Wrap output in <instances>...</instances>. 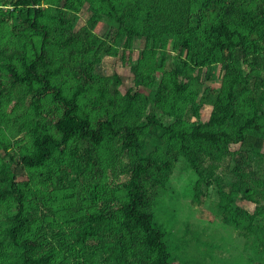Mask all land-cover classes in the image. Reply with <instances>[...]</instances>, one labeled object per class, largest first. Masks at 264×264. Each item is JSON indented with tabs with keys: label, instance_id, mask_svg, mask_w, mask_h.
<instances>
[{
	"label": "trees",
	"instance_id": "16d2710c",
	"mask_svg": "<svg viewBox=\"0 0 264 264\" xmlns=\"http://www.w3.org/2000/svg\"><path fill=\"white\" fill-rule=\"evenodd\" d=\"M61 1L0 0V128L23 132L21 139L0 140V248H10L0 250V264H206L205 257L219 264L213 233L207 241L191 234L197 262L177 251L170 225L154 215L150 187L195 205L214 188L212 213L228 233L247 231L250 241L240 249L264 264V0H63L60 7ZM85 3L90 15L73 32ZM101 21L113 24L120 52L94 33ZM137 37H145L146 47L129 66L134 88L122 93L120 75L105 84L96 64L102 52L126 62ZM169 39L176 61L164 63ZM161 48L154 65L150 59ZM218 63L214 89L205 83ZM6 78L24 87L27 106L6 88ZM45 98L60 103L50 125L44 115L38 119ZM204 105L207 120L191 121ZM88 109L102 116L94 120ZM224 157L233 175L227 188L214 171ZM23 168L28 178L19 181ZM59 216L67 218L65 230Z\"/></svg>",
	"mask_w": 264,
	"mask_h": 264
},
{
	"label": "rangeland",
	"instance_id": "374dc122",
	"mask_svg": "<svg viewBox=\"0 0 264 264\" xmlns=\"http://www.w3.org/2000/svg\"><path fill=\"white\" fill-rule=\"evenodd\" d=\"M147 3H151V0H147ZM44 6H48V4L43 3ZM63 0L59 3L60 7H63ZM68 6L65 8L66 10H69L72 5L73 2L69 1V3L67 4ZM88 4L85 3L82 8L77 12V20L75 19L73 22V32H76L77 30H79L82 26H84L86 20L88 19L89 15H90V11L87 8ZM110 22V21H109ZM109 22L106 23V21H101L99 22L95 28L93 29L94 33L106 38L105 41L107 43L110 44H114L116 46H118V51L120 52L121 50V46H123V41L122 40H117L115 39V32L116 29L114 28L113 24H108ZM111 23V22H110ZM22 25L16 21L14 27L15 29H18L19 27H21ZM145 37H137L134 38L131 42V46H130V50L132 51L129 54L128 59L126 58V62H122L119 60V54H111V53H106V52H102L100 54V59L98 61V63L96 64V68L95 71L99 74L102 75L104 78V83L106 84H110L111 80V75L112 73L117 72L121 79H122V84L118 87L121 92H125L128 88H134V83H132V69L129 67L132 64H136L137 63V57L140 56V50L143 47H146V41L144 39ZM160 41H158L159 43ZM174 42V39H169V41L166 43V48L165 51L168 52V56L166 58L165 61H163L164 63H169V62H174L176 61L174 59V55L176 54L175 49L173 48L172 44ZM160 48V46H158ZM164 53V49L161 48L160 50L155 52V56L154 58L152 57L150 59V61L154 60V65L158 64L156 61L159 60V58L162 56L161 53ZM125 55H128V51H125ZM161 55V56H160ZM156 57V59H155ZM163 57V56H162ZM130 59V61H129ZM149 64V61H148ZM169 67V66H168ZM168 67H162L163 69H161L162 71H166L169 70L170 73H173V70H171ZM213 71V77L214 79H212L211 81L205 83L206 86L214 88V89H218L220 86V77H221V66L220 64H216ZM160 69V68H159ZM162 71H157L156 72V76L159 78L160 74H161V78L162 79L164 76L162 74ZM4 81V85H6V88H12L13 89V95H17L25 104V106L28 105V100L30 99V95L27 94L24 90V87L21 85H16L12 86L9 83V80L6 78L3 80ZM65 86L69 87L70 89H72L71 85L69 82H67L65 84ZM138 91L143 94H149V88H139ZM13 99L10 100L9 105L13 104ZM81 102L83 103H88L89 100L86 97H81ZM55 107L54 108V112H53V116L50 114L49 109L51 107ZM147 109L150 107L148 105H146ZM10 108V107H8ZM60 109V103L59 102H52L49 99H44L42 102V107L40 109V114L38 116V119L42 120L44 115V121H46L49 125L52 124L51 120L53 118H55L59 112ZM88 111L91 114V117L96 120L98 118H100L102 115H95V111L93 109H88ZM147 111V110H145ZM157 112H159V109L156 110ZM209 111H210V106L209 105H204L200 108V110L198 111V116L191 114V121H205L208 118L209 115ZM181 124V123H180ZM184 124V123H183ZM182 124V125H183ZM185 124L187 123V120L185 119ZM189 127V126H188ZM23 135V132L20 131L18 132L17 130H15L14 128H9L8 130L6 128H0V140L5 138V137H9L12 138V140L14 139H21ZM15 138H14V137ZM21 143V142H20ZM24 143V142H22ZM231 149H236L238 147L237 144H232ZM155 148V146H153L149 151L152 152L153 149ZM194 148H196L194 146ZM262 150L264 151V145ZM15 156H17V154L15 153ZM199 159L204 161L206 159L205 155H199ZM214 171L216 173H218V175L220 177H222V179L220 180L219 185L223 188H227L228 184L230 182L233 181V175L229 172V166H231V161L230 159L227 158H222V160L215 162L214 161ZM213 166V165H212ZM187 169L184 166V171L190 175L189 170L187 172ZM115 176H117L118 171H119V167L117 165V167L115 168ZM183 170L179 171L176 170L174 173L178 174L179 176H183L182 174ZM184 173V172H183ZM108 174V172H107ZM247 174L249 176L250 172L247 171ZM122 178L125 177V175L121 174L120 175ZM27 177V171L23 169L20 170L19 172V176H18V180L19 181H24L26 180ZM107 182V180H105ZM186 182H189L186 178H185ZM45 184V183H44ZM46 184H48V186L50 185V182H46ZM178 185H180L179 183H177ZM39 187H43L42 184H37ZM178 185L173 184L170 185L172 188H175L176 190H180V187ZM147 189H149V186H146ZM151 193V195L153 196L154 202L152 204L153 206V210H154V215L156 217L159 218V221L163 222V225H170L169 229L172 231V236L170 238V241L172 243H176L178 246L177 251H180L181 253H185L187 258H195L196 262L199 260V258H201V256L198 254L197 251H195V239L192 238L193 236H191V234L193 232H197L201 238V240H209V235L210 234H214L215 236H217V240H216V244L217 248H215L213 255L217 257V261L219 262V264H222L223 261L227 260L229 262L232 261V259H234V261H237L238 264H256V261H249V253L248 250H244V249H240L242 247V242H246V239H248V242L250 241V237L251 235L249 233L243 235L244 231L242 232V230H231L230 233H228L227 229H224L221 225V220H219V216H217L215 213L213 214L212 211L214 209V201L217 200V195L215 193L214 188H209V195L208 197H202L201 198V203L198 205H195L192 203V200L190 197H184L179 195L180 197L177 198L175 197V195L171 194L169 191H167L165 193L164 189H154L150 187L149 190V194ZM241 195V192L238 193V197ZM47 196V195H46ZM237 200V199H236ZM238 204L242 205L247 211L252 212L254 210V205L252 203H250L249 201H237ZM67 220V218L64 216H59L56 224L60 226V229L62 228L63 230L66 229V225H65V221ZM169 221H171V223H169ZM227 234L229 235L228 238H230V240H228L227 238ZM226 235V236H224ZM223 236V239L221 240V237ZM233 237V238H232ZM238 245V249H236L234 246ZM202 246V245H201ZM247 247H250V243L247 244ZM203 248V246H202ZM201 248V249H202ZM5 252L9 253L10 252V248L8 244H5ZM3 248H0L1 252H4ZM0 252V258L3 257V255ZM200 261L202 262H207L206 264H212L213 262H215V259L213 262H210V260L205 257V259L203 260L202 258L200 259ZM172 264H180L178 263V260H173ZM190 264V262H189Z\"/></svg>",
	"mask_w": 264,
	"mask_h": 264
}]
</instances>
